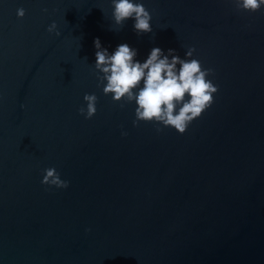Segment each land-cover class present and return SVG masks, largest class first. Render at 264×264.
Masks as SVG:
<instances>
[{
	"label": "water",
	"instance_id": "water-1",
	"mask_svg": "<svg viewBox=\"0 0 264 264\" xmlns=\"http://www.w3.org/2000/svg\"><path fill=\"white\" fill-rule=\"evenodd\" d=\"M143 3L137 36L110 30V0H0V264H264V9ZM96 37L140 60L194 47L211 105L183 134L133 126L134 104L97 86ZM49 167L67 188L41 184Z\"/></svg>",
	"mask_w": 264,
	"mask_h": 264
},
{
	"label": "clouds",
	"instance_id": "clouds-1",
	"mask_svg": "<svg viewBox=\"0 0 264 264\" xmlns=\"http://www.w3.org/2000/svg\"><path fill=\"white\" fill-rule=\"evenodd\" d=\"M231 3L237 10L249 13L264 9V0H231ZM110 6V30L117 31L131 20L137 36L152 32V16L143 0H110ZM24 14L22 7L16 9L17 18ZM56 29L53 21L46 31L59 36ZM93 47L92 65L98 74L97 86L102 85V93L110 95L113 102L124 100L134 104L133 126L137 122H152L159 125L157 132L160 127H169L177 134H183L189 123L211 105L217 92V86L209 78L213 69L203 67L200 60L194 58V47H187L181 57L173 48L163 50L154 46L143 60L137 58V49L126 42L117 44L109 52L96 37ZM82 99L78 113L89 119L96 112L97 97L95 93H85ZM41 184L64 189L68 181L61 179L54 167H49L43 171Z\"/></svg>",
	"mask_w": 264,
	"mask_h": 264
}]
</instances>
